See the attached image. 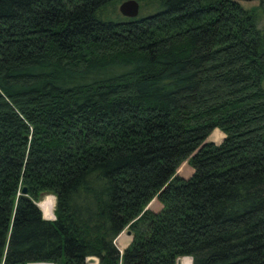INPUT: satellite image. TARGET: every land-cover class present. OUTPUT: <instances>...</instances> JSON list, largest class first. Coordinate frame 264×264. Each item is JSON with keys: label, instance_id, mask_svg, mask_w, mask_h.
Returning a JSON list of instances; mask_svg holds the SVG:
<instances>
[{"label": "trees", "instance_id": "obj_1", "mask_svg": "<svg viewBox=\"0 0 264 264\" xmlns=\"http://www.w3.org/2000/svg\"><path fill=\"white\" fill-rule=\"evenodd\" d=\"M122 1L0 0V264H264V0Z\"/></svg>", "mask_w": 264, "mask_h": 264}, {"label": "rangeland", "instance_id": "obj_2", "mask_svg": "<svg viewBox=\"0 0 264 264\" xmlns=\"http://www.w3.org/2000/svg\"><path fill=\"white\" fill-rule=\"evenodd\" d=\"M139 3V2H138ZM244 8H247V9H250V10H252L253 8H255L257 5H258V0H253V1H240L239 2ZM119 5H120V3L119 4H117V6H116V10H117V12L120 14V15H122L121 13H120V11H119ZM139 8H140V4H139ZM258 11H256V13H257ZM123 16V15H122ZM257 25H258V27L259 28H264V19L263 18H261L260 16H258V18H257ZM262 86H263V88H264V80H263V83H262ZM212 134H214V135H221V138H220V140L219 141H215V140H212L213 138H212ZM223 138H224V133L220 130V129H218V128H215V129H213L212 131H211V133L209 134V136L207 137V140L208 141H212V142H214L215 144H218V143H220L222 140H223ZM185 167L187 168L186 170H185ZM179 174H191L192 173V169H191V167L188 165V163H187V160H185L184 162H182L181 163V165L179 166V168H178V171H177ZM48 196H52V197H54V207H55V196L53 195V194H51V193H44V194H42L41 195V198H40V200L38 201V202H40L41 200H43L44 198H46V197H48ZM154 200H156V202L158 203V205L157 206H151V203L153 202ZM149 203H148V205L146 206V207H149V208H151L152 210H154V211H158L160 208H161V204H160V202H158L157 201V199L156 198H153ZM38 202H37V204H38ZM54 207H53V214H45V212H44V210L42 209V208H40V209H42L41 210V212H42V215H43V217L44 218H46V219H54L55 218V215H54ZM131 239H132V234H131V231H130V229L126 226L122 231H121V233L117 236V238H116V240H115V244H116V246L118 247V249L120 250V252H122L123 250H124V248H126V246L130 243V241H131ZM184 258H189L190 259V261H191V264H192V258L190 257V256H183V257H179V258H177V259H179V261H180V259L181 260H183ZM87 263L86 264H91L92 262H88V261H86ZM93 262H95V264H98V259L95 257V260L93 261ZM30 264H34V263H30ZM176 264V263H175ZM180 264H182V261L180 262Z\"/></svg>", "mask_w": 264, "mask_h": 264}, {"label": "water", "instance_id": "obj_3", "mask_svg": "<svg viewBox=\"0 0 264 264\" xmlns=\"http://www.w3.org/2000/svg\"><path fill=\"white\" fill-rule=\"evenodd\" d=\"M236 1L240 2V1H253V0H236ZM119 11L123 16L136 17L139 13V3L137 0H124L119 5ZM21 193L22 194L27 193V187L26 186L22 187ZM94 260H95V257H88L87 258L88 262H93ZM41 263L42 264H52V263H46V262H41ZM28 264H30V263H28ZM34 264H39V263H34ZM176 264H180L179 259L176 260Z\"/></svg>", "mask_w": 264, "mask_h": 264}, {"label": "bare ground", "instance_id": "obj_4", "mask_svg": "<svg viewBox=\"0 0 264 264\" xmlns=\"http://www.w3.org/2000/svg\"><path fill=\"white\" fill-rule=\"evenodd\" d=\"M212 140L215 141H219L221 138V135H214L212 134ZM187 168L185 167V170ZM158 203L156 202V200H154L151 203V206H157ZM39 206L44 210L45 214H53V207H54V197L52 196H48L46 198H44L43 200H41L39 202ZM182 261V264H191V261L189 258H184L183 260L180 259V262ZM40 264V263H39ZM42 264V263H41ZM91 264H95V262H92Z\"/></svg>", "mask_w": 264, "mask_h": 264}, {"label": "crops", "instance_id": "obj_5", "mask_svg": "<svg viewBox=\"0 0 264 264\" xmlns=\"http://www.w3.org/2000/svg\"><path fill=\"white\" fill-rule=\"evenodd\" d=\"M183 176H185V177H188L190 174H182Z\"/></svg>", "mask_w": 264, "mask_h": 264}]
</instances>
